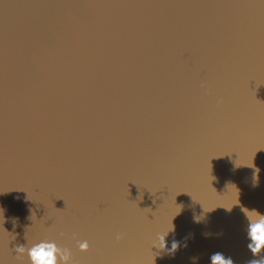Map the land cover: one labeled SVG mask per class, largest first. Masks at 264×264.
<instances>
[{"label":"water","instance_id":"obj_1","mask_svg":"<svg viewBox=\"0 0 264 264\" xmlns=\"http://www.w3.org/2000/svg\"><path fill=\"white\" fill-rule=\"evenodd\" d=\"M242 208L264 214V0H0V264L42 241L248 264Z\"/></svg>","mask_w":264,"mask_h":264},{"label":"clouds","instance_id":"obj_2","mask_svg":"<svg viewBox=\"0 0 264 264\" xmlns=\"http://www.w3.org/2000/svg\"><path fill=\"white\" fill-rule=\"evenodd\" d=\"M242 211L245 213L248 220L247 237L251 241L247 247L254 257H259V259L249 261L248 264H264V256L260 255L261 252H264V214L255 209L248 210L242 208ZM165 236L166 235H160L158 237V248H166ZM119 239H121V237L118 235L117 240ZM78 247L81 252H87L89 250V243L86 240L78 242ZM176 248L177 244L173 243L172 250L175 251ZM25 251L26 247L24 245L17 246L15 248L17 258H21ZM27 254L31 264H72L71 251L67 248L62 249L58 247L54 241H42L35 244L27 250ZM210 262L211 264H233V260L230 257L225 258V256L219 252L210 256Z\"/></svg>","mask_w":264,"mask_h":264}]
</instances>
